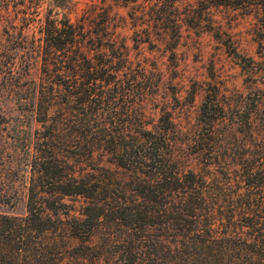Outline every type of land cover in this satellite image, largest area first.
Masks as SVG:
<instances>
[{"label": "trees", "instance_id": "16d2710c", "mask_svg": "<svg viewBox=\"0 0 264 264\" xmlns=\"http://www.w3.org/2000/svg\"><path fill=\"white\" fill-rule=\"evenodd\" d=\"M191 1L240 12L264 37V0H88L74 21L71 0L3 9L0 81L43 131L11 149L31 188L27 217L0 213V264H264V92L238 117L204 100L190 124L163 87L182 86L186 37L221 32ZM37 65L42 84L21 86Z\"/></svg>", "mask_w": 264, "mask_h": 264}, {"label": "rangeland", "instance_id": "374dc122", "mask_svg": "<svg viewBox=\"0 0 264 264\" xmlns=\"http://www.w3.org/2000/svg\"><path fill=\"white\" fill-rule=\"evenodd\" d=\"M29 1L40 3L42 7L40 15H42L47 4L52 0H0V54L5 45L1 20L3 9L7 7L8 11L13 13L19 3ZM71 1L77 3L76 7L68 13L69 19L74 21L79 10L88 0ZM103 1L113 4L121 0ZM191 6L193 13H200L201 19L206 23H210L211 26L219 23L221 32L216 36L202 33L199 36L191 34L190 37H186L184 46L178 50L179 70L184 77L182 86L166 83L163 87L169 92L178 91L180 105L177 108L181 114L182 123L192 124L197 121L201 103L204 100H213L212 109L217 117L244 115L252 109V105L264 92V37L260 39L251 18L244 17L240 12H231L223 7L204 9V4L193 1ZM113 13L129 22L127 8L114 7ZM38 25V22H35V29ZM120 34L128 39L131 31L126 26ZM26 36L30 40L31 32L28 31ZM127 44L130 45V42L127 41ZM21 82V86L28 83L41 85L43 79L40 65L30 69ZM10 90V86L4 88L0 81V189L5 191L6 188L11 187L9 188L11 195L7 203L0 204V213L25 218L27 217L26 203L31 188L30 175L25 166L27 165L25 158L19 153H11V149L16 145L18 138L31 134L34 130L39 132L43 130L39 128V124L32 123L29 119L30 115L25 118L21 115L19 103L16 101L18 97ZM189 91L197 93L192 100L187 95ZM155 107L156 103L149 101L145 108V113L154 120L159 116ZM27 122H29V128L26 127ZM237 130L240 129L237 128ZM43 188L48 189L47 186ZM63 202L77 206V203L67 199Z\"/></svg>", "mask_w": 264, "mask_h": 264}]
</instances>
